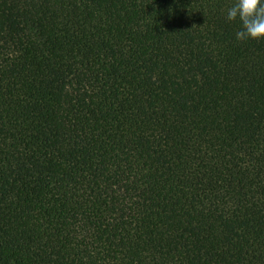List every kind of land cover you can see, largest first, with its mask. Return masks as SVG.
<instances>
[{
    "label": "trees",
    "instance_id": "1",
    "mask_svg": "<svg viewBox=\"0 0 264 264\" xmlns=\"http://www.w3.org/2000/svg\"><path fill=\"white\" fill-rule=\"evenodd\" d=\"M233 0H0V264H264V40Z\"/></svg>",
    "mask_w": 264,
    "mask_h": 264
},
{
    "label": "clouds",
    "instance_id": "2",
    "mask_svg": "<svg viewBox=\"0 0 264 264\" xmlns=\"http://www.w3.org/2000/svg\"><path fill=\"white\" fill-rule=\"evenodd\" d=\"M225 19L239 20L240 28L235 32L237 41L264 40V0H233L226 9Z\"/></svg>",
    "mask_w": 264,
    "mask_h": 264
}]
</instances>
